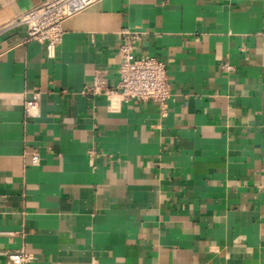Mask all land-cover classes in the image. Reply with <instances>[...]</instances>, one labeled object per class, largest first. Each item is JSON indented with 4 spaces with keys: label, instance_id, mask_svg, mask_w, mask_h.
<instances>
[{
    "label": "crops",
    "instance_id": "1",
    "mask_svg": "<svg viewBox=\"0 0 264 264\" xmlns=\"http://www.w3.org/2000/svg\"><path fill=\"white\" fill-rule=\"evenodd\" d=\"M42 1L0 0V264H264V0H97L52 57L9 25ZM123 28L165 108L82 93Z\"/></svg>",
    "mask_w": 264,
    "mask_h": 264
},
{
    "label": "built area",
    "instance_id": "2",
    "mask_svg": "<svg viewBox=\"0 0 264 264\" xmlns=\"http://www.w3.org/2000/svg\"><path fill=\"white\" fill-rule=\"evenodd\" d=\"M97 0H44L35 7L22 13L9 25H23L26 29L25 41L35 40L41 43L46 56L52 57L55 48L61 42L62 23L68 17L90 6ZM140 31L123 28L120 31L121 42L117 47L119 58L118 81L115 87L108 86L105 76L97 71L91 86L85 87L82 93L87 94H120L124 101H154L160 108H165L171 96V88L164 63L155 57L133 54V44L140 38ZM225 70L232 67L225 63ZM37 110V102L29 101L24 105L25 115ZM36 150L32 152L31 163L38 164ZM8 262L24 264L31 258L25 253H8Z\"/></svg>",
    "mask_w": 264,
    "mask_h": 264
}]
</instances>
